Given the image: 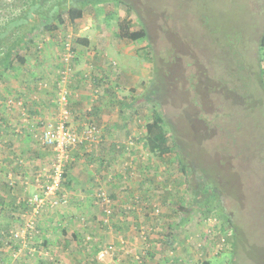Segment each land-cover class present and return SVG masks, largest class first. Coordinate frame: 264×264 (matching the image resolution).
<instances>
[{
  "label": "rangeland",
  "instance_id": "rangeland-1",
  "mask_svg": "<svg viewBox=\"0 0 264 264\" xmlns=\"http://www.w3.org/2000/svg\"><path fill=\"white\" fill-rule=\"evenodd\" d=\"M27 1L0 0V24L17 17ZM133 1L137 6L135 2L130 13L122 4L108 2L86 8L80 18L69 20L64 15L62 24L51 22L49 28L38 24L31 29L29 47L0 81V90L12 91L0 101V137L14 139L15 134H25L27 108L44 91L54 98L50 105L60 110L57 122L62 120L64 107L69 110L75 105L70 98L78 74L89 69L81 80L90 81L94 102L113 108L123 105L125 110L120 114L127 120L116 136L114 130H103V136L118 140L114 153L110 143L102 141L96 122L100 141L76 148L82 165L94 167V172L98 171V160L106 162L105 174L97 173L88 186L92 191L104 190L88 194L86 206L91 213L88 219L77 215L75 220L74 225L84 229V241H80L87 253L76 264H264V50L258 49L264 33V0ZM125 21L134 33L131 40L117 36V26ZM89 42H95L94 46ZM81 61L88 67H79ZM154 67L163 81L160 95L165 118L175 129L173 133L166 127L167 143L159 154L151 153L143 143L152 109L138 100L153 78ZM41 70L53 77L36 76ZM92 78L101 81L93 82ZM15 90L22 92V97L15 98ZM15 107L19 126L2 136L7 118L3 111L17 112ZM44 130H35L32 138L37 137L38 144L32 140L29 145L32 151L28 157H42L38 163L30 160L35 170L50 166L53 157L52 150L39 143ZM1 140L0 264H18L14 250L20 238L14 234L19 232L30 240L34 264H58L60 261L41 244L37 222L54 210H62L55 215L63 214L69 203L73 206L83 200L81 194L76 192L78 195L70 199L67 189L74 188H67L65 178L67 203L51 208L46 204L51 198L47 197L35 214L27 202L41 188L24 195L23 187L17 183L10 187L8 179L18 181L16 159L27 150L21 152L20 145L1 144ZM176 144L188 175L178 164ZM106 150L113 161L102 160ZM5 155L9 162L1 163ZM70 165L65 169L67 177ZM199 181L208 188H198ZM40 182L43 185L46 179ZM128 184L150 189L130 196L124 193L131 188ZM105 188H122V197L111 198L112 193ZM194 188L208 198L200 205L217 208L190 210ZM98 193L104 194V202L97 201ZM17 199L19 206H25L19 208L27 215L26 227L21 211L14 207ZM181 218L186 219L183 224ZM29 222H33L31 228L27 227ZM61 228L51 231L53 239L62 235ZM108 245L113 247V258L98 261V252ZM48 252L52 260L41 258V253Z\"/></svg>",
  "mask_w": 264,
  "mask_h": 264
},
{
  "label": "crops",
  "instance_id": "crops-1",
  "mask_svg": "<svg viewBox=\"0 0 264 264\" xmlns=\"http://www.w3.org/2000/svg\"><path fill=\"white\" fill-rule=\"evenodd\" d=\"M91 31L92 30L90 29L88 30L89 33ZM95 42H89V43L91 46H94ZM118 43L119 42H117L116 44ZM99 46L100 45L97 42V47ZM83 63L84 62L81 61L79 63V67H82V66L88 67L86 64L82 65ZM88 73H89V69L86 70L85 73L81 71L78 74V78L76 79L75 84H73L72 86L73 89L71 92L73 93H71L70 99L73 102H75L74 103L75 105L70 106L69 110L65 109L66 114L68 113L66 121L68 122L69 126L72 129L74 128L73 130L78 133L82 132V130L85 128L87 124L93 123L96 126L97 125L96 123H98L99 125H97V127H100L102 130V137H103L102 141L106 143L109 142L111 151L112 153H114L113 152L114 144L118 142V140L113 139L114 138L113 136L117 135L115 133H117V131L120 130L121 128L120 125L123 123V121L127 120L126 117H122V115L120 114L124 112L125 107L123 105H119L113 108L106 103H103L102 105L101 104L97 105L94 102L93 98L91 97V91L89 88L91 86L90 81L87 79L81 80V77L85 76V74L88 75ZM36 76L40 78H46L48 76L49 79L53 77L49 75L47 72L42 71V70L38 72ZM33 80L35 81V79ZM85 80L87 81L85 82ZM3 81H6V79L4 78ZM13 87L14 86H12V88ZM21 87L25 91L27 84H24ZM11 92L12 91L5 90V89H4V92L0 90V101L2 102V99L4 100L6 99L5 97L7 94L5 93H11ZM44 93L45 94H42V93L37 94V100L36 99L35 101L32 100L31 107L27 108V114H28L27 116L29 117L28 122H27L28 126L23 127L25 128L26 132L22 136H18L17 134H15L14 139H10L9 137L7 138V136H5L6 132L11 130L13 126L15 127L19 126L18 119H17L19 110L15 107L17 112L14 110H11L10 114L6 111H3L4 116L7 118H6L5 130H4L5 132L2 133V136H5V137L4 138L0 137V139H2L1 144L8 143V145L10 146L11 143H15L21 146V148H19L21 152L24 151L25 149L27 150L26 152H23L22 156L17 157L16 159L17 163L15 164V167L19 170V174L17 173L19 175L17 177L18 181L16 183L17 185H21V187H23L24 195L33 192L36 188H40V185H41L40 181L46 178L40 177L39 183H37L36 182V180L38 179L37 176L39 174L44 175L45 170L49 167L48 166L46 168L45 166H42L38 170L33 169L32 165L35 163L34 160H36V162L38 163L40 159L42 158L40 157V158H36L32 160V157H28L30 155V152L32 151L29 145H31L32 140L33 142H35V140L38 139L37 137L32 138L34 131L37 129H41V130L42 129L44 130L45 128L50 129L52 126H56V124L58 123L57 122L58 119H60L59 112H58L60 110H57V108L53 107V105H50L49 103L50 101H54V98H52L53 96L51 94L46 95L47 93L46 91H44ZM12 95L15 98L22 97L21 96L22 92L18 91L17 93L15 90L13 91ZM61 112L63 113V111ZM20 114L25 115L26 113L24 112L21 113L20 111ZM20 121L21 123H23V121L24 123H26V120L24 118H23V121H22V118H20ZM103 130L104 132L108 130L110 131L114 130L115 132L113 136L112 135L103 136ZM134 131L132 132V134H134ZM41 133H43V131ZM143 136L144 134L142 135V137ZM125 138L126 137H123L122 140H120V142H123ZM106 143L103 144V147H101L103 150L106 149L105 148V146L107 145ZM15 144H13V146ZM25 144H27V146H24ZM37 144H38V140H37ZM76 148L73 149L72 162H70L71 165L69 164L70 171H67L68 177L65 175V178H67L66 186L67 188L68 186L69 188H74V190L67 189L69 190L68 194H69L70 199H72L73 194L76 195L77 194L76 192H78L81 194L80 198L83 200L78 201L77 203L75 202L73 206H70V203H69V205L67 206V210H65L64 213L61 215H55L56 211H62L61 209L54 210L52 211L53 213L51 212L52 213L50 215L51 217L42 216L41 217L42 220L41 221L38 220L37 222V229L39 230V234H40L38 236L39 240L41 241V244L43 246H46L47 250H49L50 253L54 255V257H56L60 261V263L58 264H76L77 262L83 261L85 259L84 257L87 255V253L81 248L82 246H81V241H80L81 239H83L82 237L84 235V232H83L84 229L83 227L79 228L80 226H78L77 224L74 225L76 222L75 220H77L76 219L77 215H80V217H85V219H88L89 214L91 213L90 212L91 208L89 206H86L88 204V198H89L88 194L93 192V195H94V192L96 190L101 191L103 189V188H96L94 191H92L93 189L91 190V188L90 187L88 188V186H90L89 182L92 181V179L95 177V175H97V173L105 174L104 169L106 167L104 165L106 162L105 161L102 162L101 160H98L99 162L98 171L94 172L93 171L94 167H89V166L85 167L84 165H82L83 159H81L78 156V150ZM5 157L6 155L4 156V158H2L1 163L9 162ZM114 159L115 158L112 157L108 153L107 150L103 152L102 160L113 161ZM30 160L33 161V164H31ZM103 178L104 176L101 177V179ZM110 180L111 178H108V181ZM114 180H116V178H114ZM128 185L131 188H126L127 192H124V193L127 195L130 193V196L131 194L139 193L140 191H143V193L145 194L150 189V188H133L135 187L134 185L133 186H130V184ZM25 188H29V189L25 190ZM32 188L34 189L31 190ZM105 189H108L112 193L111 198H117L119 194L122 197L123 192H120L122 188H105ZM93 195H91V197H93ZM97 201H100V200L97 199ZM97 201H95L96 204H97ZM89 203H90V200H89ZM21 206L25 208V206L23 205ZM21 206H19L18 199H17L16 205H14V207L15 209L19 211V213L21 211L19 207ZM24 214L25 212L21 211L20 217H21V222L24 224L23 227L25 226L24 220L27 217V215H24ZM92 219H94V217H92ZM61 225H62V228H61L62 235L53 239L51 231H53L56 226L60 227ZM38 237L36 238V240L38 239ZM82 241H84V239ZM34 243L35 242H32V244ZM29 245H30L29 238L27 239V236L26 237L21 236L19 239V243L16 246V249L14 250V257L18 259V264H34L32 262L33 261L32 256H34L35 253L31 252V246ZM50 253L48 252L49 255H45L44 253L43 254L41 253V256H43L41 258H44V259L47 258L48 260H52L53 256Z\"/></svg>",
  "mask_w": 264,
  "mask_h": 264
},
{
  "label": "trees",
  "instance_id": "trees-1",
  "mask_svg": "<svg viewBox=\"0 0 264 264\" xmlns=\"http://www.w3.org/2000/svg\"><path fill=\"white\" fill-rule=\"evenodd\" d=\"M249 1L250 0H248V2ZM108 2L122 4L123 6H125L126 12L128 13L134 11L133 7L135 2L137 6V1L133 0H28L27 3L24 4V6L18 11L19 14L17 15V17L6 19L4 21V24H0V81L3 78V73L11 70L13 68L15 59H17V57L24 49L29 47L27 41L31 42L30 39H32L33 37L31 29L34 30L36 25L42 24L43 27L49 28V24L51 22L62 24L64 15L67 16L69 20L80 18L86 8L103 5ZM52 27L54 29V26ZM117 28L118 38L122 40H131L133 38L134 33L129 30L127 21L119 24ZM142 32L146 35V31L144 29H142ZM26 36L31 37L29 38L30 41L25 40ZM150 46L151 45L148 43V47ZM258 49L262 52L264 50V33L259 39ZM92 81L100 82L101 78H92ZM162 86V78L158 77L156 68L154 67L153 78L149 81V85L145 93L138 99L140 102L149 104L152 109L151 121L146 124V131L142 138L144 141L143 143L148 148V150L151 153L155 154H159L166 146L168 139L166 134V127L172 130L173 133L175 132L174 127H171V123L165 118L163 112V97H161L160 95V93H162ZM174 148L177 156V161L182 173L184 175H188L186 164L183 159V153H181V150L179 149V146H177V144L174 145ZM197 185L198 188H208L206 187V184H204V186H201L200 181ZM192 192L194 200L190 204V210L192 208H196L201 211H212L217 208V206L213 207L212 209L200 205L201 202L208 201L207 196L205 194L199 193V191L196 192V188H194ZM181 220L182 222L186 221L185 218H181Z\"/></svg>",
  "mask_w": 264,
  "mask_h": 264
},
{
  "label": "built area",
  "instance_id": "built-area-1",
  "mask_svg": "<svg viewBox=\"0 0 264 264\" xmlns=\"http://www.w3.org/2000/svg\"><path fill=\"white\" fill-rule=\"evenodd\" d=\"M69 51V50H68ZM63 99L65 101V92H63ZM67 103V102H65ZM64 103V104H65ZM64 116L56 126L51 127L50 129L44 130L41 136L39 137V143L43 147L50 148L53 152V157L51 159V165L45 170L44 175L39 174L36 180L39 183L40 177L45 176L46 182L43 185H40V193L35 194L27 203L30 204L31 209L35 214L38 213V210L44 205L47 197L51 198L50 201H47L49 207H57L62 204H66L68 197L64 191V182H65V169L69 162L72 161V150L76 146H87L96 143L101 136L98 128L93 124L89 123L85 126L82 132L78 133L74 131L66 121L67 116L65 112V107L63 109ZM9 186L14 187L15 181L9 176ZM100 201H105L104 194L96 195ZM33 222H29L27 225L28 228H31ZM26 227V226H25ZM15 238H20L21 233H15ZM114 256V250L111 245H108L106 248L101 249L96 259L100 262L111 259Z\"/></svg>",
  "mask_w": 264,
  "mask_h": 264
}]
</instances>
